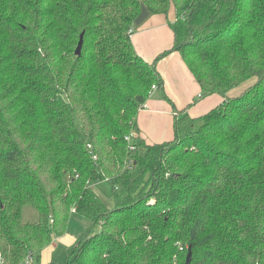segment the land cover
Instances as JSON below:
<instances>
[{"label": "trees", "instance_id": "16d2710c", "mask_svg": "<svg viewBox=\"0 0 264 264\" xmlns=\"http://www.w3.org/2000/svg\"><path fill=\"white\" fill-rule=\"evenodd\" d=\"M142 5L175 11L152 63L131 43ZM171 52L193 103L222 102L148 144L137 115ZM73 210L97 230L47 264H264V0H0V264H39Z\"/></svg>", "mask_w": 264, "mask_h": 264}, {"label": "crops", "instance_id": "0c3cea01", "mask_svg": "<svg viewBox=\"0 0 264 264\" xmlns=\"http://www.w3.org/2000/svg\"><path fill=\"white\" fill-rule=\"evenodd\" d=\"M174 21L173 7L166 15H149L131 36L136 53L145 61L152 63L159 55L171 50L174 43L171 25ZM155 68L163 80V86L151 91L144 108L139 110L137 115L140 136L148 144L173 139L177 110L185 109L189 116L198 117L222 102L220 96L210 95L193 103L200 94V87L179 53L171 52L157 60Z\"/></svg>", "mask_w": 264, "mask_h": 264}, {"label": "rangeland", "instance_id": "374dc122", "mask_svg": "<svg viewBox=\"0 0 264 264\" xmlns=\"http://www.w3.org/2000/svg\"><path fill=\"white\" fill-rule=\"evenodd\" d=\"M251 84L252 81L250 80L243 83L238 88L233 89L230 93L232 96H236ZM92 187L104 204L108 207H112V194L109 184L106 181H100L96 182ZM21 219L23 223L36 222L38 220V213L31 207H23ZM92 226L90 220L79 215L74 210L71 211L65 232L58 237H55L54 234L52 235V232H50L53 245H50V247L43 251L41 258L38 261L39 264H47L52 261H58L61 263L65 262L69 254L73 251L75 244L78 243L84 235H89L93 230H97V227L91 229ZM74 240L75 244H73ZM22 264H37V262L34 259L32 262L26 261Z\"/></svg>", "mask_w": 264, "mask_h": 264}, {"label": "water", "instance_id": "95a60500", "mask_svg": "<svg viewBox=\"0 0 264 264\" xmlns=\"http://www.w3.org/2000/svg\"><path fill=\"white\" fill-rule=\"evenodd\" d=\"M148 17H149V12L145 8V6L142 5L141 6V12L138 15V17L135 19L134 25L135 26H140ZM82 43H83V35L81 34L80 38H79L78 45H77L76 50H75V55L76 56L80 55L81 48H82ZM190 261H191V251L189 249V251L187 253V256H186V264H190Z\"/></svg>", "mask_w": 264, "mask_h": 264}, {"label": "built area", "instance_id": "2783aa9c", "mask_svg": "<svg viewBox=\"0 0 264 264\" xmlns=\"http://www.w3.org/2000/svg\"><path fill=\"white\" fill-rule=\"evenodd\" d=\"M157 88V86H152V88H151V91H153L154 89H156ZM144 108V107H143ZM94 159H96L95 157H94ZM29 261V260H28Z\"/></svg>", "mask_w": 264, "mask_h": 264}]
</instances>
